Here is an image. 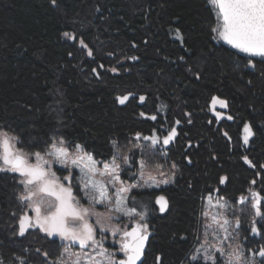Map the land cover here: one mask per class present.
Returning a JSON list of instances; mask_svg holds the SVG:
<instances>
[{
    "label": "trees",
    "instance_id": "trees-1",
    "mask_svg": "<svg viewBox=\"0 0 264 264\" xmlns=\"http://www.w3.org/2000/svg\"><path fill=\"white\" fill-rule=\"evenodd\" d=\"M215 24L207 0H56L55 5L51 0H0V129L19 138L17 148L44 152L53 137H63L69 149L71 142L81 144L96 161L108 162L114 154L132 151L137 133L158 134V121L165 120L167 128L182 125L175 161L183 176L177 188L163 191L170 200L167 213L160 214L155 204L158 189L130 194L153 199L144 264H157V256L161 264H209L203 255L193 259L204 231L201 196L216 188L235 207L239 190L251 179L264 191V62L253 61V67L213 39ZM80 39L92 56L79 48ZM113 66L118 73L107 71ZM128 92L135 97L119 104L116 97ZM213 96L227 101V116L234 119L213 114ZM246 121L255 132L248 150L240 142ZM243 156L257 166L259 177ZM222 175L228 178L225 186L219 183ZM21 179L0 172V264H20V258L25 264H52L65 252L57 236L46 239L35 228L16 234L25 207L18 200L24 192ZM78 180L72 186L79 197ZM250 228L251 222L241 224L233 236L245 258L264 264L249 251L264 246V235L250 237ZM44 251L50 253L47 261Z\"/></svg>",
    "mask_w": 264,
    "mask_h": 264
},
{
    "label": "snow or ice",
    "instance_id": "snow-or-ice-1",
    "mask_svg": "<svg viewBox=\"0 0 264 264\" xmlns=\"http://www.w3.org/2000/svg\"><path fill=\"white\" fill-rule=\"evenodd\" d=\"M56 4V0H51ZM216 14V24L211 27L210 31L215 35L213 39L226 41L232 48L240 52L250 54V57H264V0H207ZM179 35V29L176 30ZM63 35L69 39H77L74 33L64 32ZM83 48L88 49V55H93L92 50L80 39ZM135 60L137 57H131ZM249 65L255 67L252 59H248ZM102 67V65H101ZM96 72V69L92 70ZM112 71H116L115 68ZM98 75V73H97ZM135 93L128 92L125 95L116 97L119 104L124 105L134 98ZM146 97L141 95L139 100L145 101ZM219 104L227 108L226 100L216 96L211 98L213 108ZM190 116L191 114H186ZM217 118H221L220 112L215 113ZM140 116L151 120H156V115L148 116L141 112ZM232 120L234 117L227 116ZM191 123V120H188ZM180 124L179 120L175 125ZM243 141L247 144L255 133L250 121L243 123ZM178 135L176 127L173 125L167 134L163 137L156 135L142 136L136 134L137 139L149 141L151 147L142 153L139 161L131 160V164H138V175H133L137 182L124 186L121 179V163L117 162V155L112 156L111 163H104L101 171L91 154L84 152L83 145L71 142L77 152L83 153L72 157L69 146L70 142L63 137H53L51 143L47 145L44 152L36 151L34 153L25 152L15 146L18 137L7 131L0 129V171H10L19 174L22 178L20 183L24 186V192L18 196V200L25 207L17 221V235L23 236L30 228L38 229L45 234V238L58 236L61 240L68 241L72 245H79L83 249H92L95 255L90 253L71 254L76 256L73 264H80L81 255H83L85 264H144L145 250L150 232V225L147 223V205L144 211H137L136 206L128 207L129 196L133 189L142 188H161V185L174 183L175 172L166 173L164 165L155 163L157 155H166L156 149V145L162 142L163 145H169ZM224 135L227 137L228 133ZM114 148L116 141H113ZM137 147H140L137 145ZM124 165L130 164L129 156L120 157ZM244 162L252 167L255 165L247 156L241 158ZM34 160V162H33ZM59 164L62 172L67 175L58 176L57 171L53 170V163ZM155 164L153 170H148L149 166ZM175 164L172 165L174 169ZM264 169V165L260 166ZM72 168H78L81 176L79 182L83 183V188L77 186V191H83V197L74 194L72 182L77 177L72 173ZM99 173L101 176H108L107 181L96 180L94 174ZM227 177H221L220 184L227 181ZM255 184L256 181L251 182ZM112 185L114 190L109 188ZM119 185V186H117ZM218 191V189H217ZM251 210L253 219L251 220L250 231L254 235H264V196L260 192L251 193ZM87 198L88 206L85 207L81 200ZM155 204L159 206L160 212H165L168 208V200L164 195L153 197ZM133 202L137 201L136 196H131ZM211 201V195L208 197ZM241 204L249 203V197L241 196ZM219 208H226V205L219 204ZM29 213H34L30 215ZM13 215H16L13 213ZM203 216H208V212H203ZM128 218L129 223L121 227L120 223H113L114 220L121 221ZM138 217V219H137ZM259 218V219H257ZM211 221L216 224L217 228L211 233L213 239H218L217 244L209 240L208 228L205 226L204 240L201 244L204 256L203 259L209 264H219L218 255L225 256V264H255L254 259L245 258L244 250L238 243H229L234 241L233 232L239 230L243 223L240 216L233 213L230 221L225 216L222 221L217 215H212ZM231 229V230H230ZM106 231H110L113 236L119 235V247L117 250L109 253L104 248V239H98V234L103 237ZM223 236H220V233ZM201 249H197L199 252ZM40 252V249L36 250ZM67 247L65 252H67ZM252 256L258 255L264 258V246L259 249H250ZM65 252H61L52 264H66L63 259ZM50 253L44 251L42 256L48 260ZM99 257L100 259H97ZM197 259L196 256L193 257ZM157 264H161V257H156ZM20 264H25L23 258H20Z\"/></svg>",
    "mask_w": 264,
    "mask_h": 264
},
{
    "label": "rangeland",
    "instance_id": "rangeland-1",
    "mask_svg": "<svg viewBox=\"0 0 264 264\" xmlns=\"http://www.w3.org/2000/svg\"><path fill=\"white\" fill-rule=\"evenodd\" d=\"M79 48L80 49H83V50H85L86 52H87V54H88V49H86V48H83L82 46H81V44H80V41H79ZM89 56V55H88ZM92 56V55H91ZM119 65V64H118ZM117 67L118 66H113V68H115L116 69V71H112V69L113 68H108V70L107 71H109V72H111V73H118L119 72V70L117 69ZM216 112H219V111H214L213 112V114L215 115V113ZM216 116V115H215ZM226 116H223L222 118H225ZM227 118V117H226ZM170 129V128H169ZM135 139H134V141L130 144V145H132V147H133V150L132 151H129V152H127V153H124V154H122L121 156L120 155H118L117 157L118 158H120V157H122V156H129V158H130V164L129 165H124L123 163H122V161H121V159H119L117 162L118 163H121V172H120V174H125V178L124 179H122L123 181H124V186H127L128 184H132V183H136L137 181L135 180V179H133V175H138V164H131V160H136V161H139L141 158H146V157H142V153L143 152H145L146 150H147V148H150L151 147V145H150V142L149 141H145V140H143L142 138L141 139H137L136 138V136L134 137ZM137 145H139L140 147H137ZM15 146H17V142H16V144H15ZM156 149H157V147H156ZM70 150V153H71V155H72V157L73 158H75L77 155H82L83 153H79V152H77V150L75 149V148H72V149H69ZM158 150V149H157ZM85 152V151H84ZM158 156V155H157ZM156 156V157H157ZM111 160L112 159H110L108 162H99V161H97L98 162V164H97V167L102 171L103 170V164L104 163H111ZM33 162H34V160H33ZM158 163H159V161H158ZM160 164V163H159ZM127 167H129L130 169H127V174L126 173H124V169L125 168H127ZM61 168V166L59 165V164H56L55 162L53 163V170H57V169H60ZM165 168V167H164ZM148 170H153V169H151V168H149ZM71 171H72V173L77 177V180L79 179V177L81 176V173H80V170L78 169V168H72L71 169ZM0 172H8V173H13V172H10V171H0ZM166 173H171V171L169 170V169H167L166 171H165ZM68 173L67 172H65V175H67ZM17 175H19V174H17ZM58 175V174H57ZM58 176H60V175H58ZM20 177V176H19ZM93 178L94 179H96V180H104V181H107L108 179H109V177L108 176H101V175H99V173H97V174H94V176H93ZM79 181V180H78ZM171 184V183H170ZM117 186H119V185H117ZM166 185H161V188H159V189H162L163 187H165ZM83 188V183L82 182H80V189H82ZM109 188L110 189H112V190H114V188H113V186L112 185H109ZM250 188H252V186H250ZM153 189H157V188H142V189H133L132 190V192H134V191H146V190H148V191H151V190H153ZM74 190V189H73ZM131 192V193H132ZM75 193V192H74ZM131 193H128L127 195L129 196V201H128V207H132V206H136V208L137 209H140V210H142V211H144L145 210V208H144V206L145 205H147V212H148V210H149V207H150V198H148V197H146V196H144V197H141V198H137V201L136 202H133L132 200H131V198H130V194ZM79 197H83V191H79ZM153 200V199H152ZM151 200V201H152ZM81 203L85 206V207H87L88 206V200H87V198H83L82 200H81ZM219 204H224V205H226V208H219V207H217V205H219ZM204 206V205H203ZM158 207V206H157ZM205 211L206 212H208V216H204V219H203V229H204V231H203V238H202V240H201V242H200V245L198 246V248L197 249H201V244L203 243V240H204V232H205V226L206 225H210V227L208 228V232H209V240L211 241V243H213V244H217L218 243V239H213V237H212V235H211V233H212V231L214 230V229H216L217 228V226H216V224H213L212 223V221H211V217H212V215H217L218 216V219H221V221H222V219L225 217V216H230L232 213H233V211H235V209H233L232 207H231V205H230V203H228V202H222V201H220V199H218V198H212L211 199V201L210 202H206V204H205ZM159 210V209H158ZM245 211H246V209H244ZM204 211V212H205ZM250 212H251V214H250V217H251V219L253 218V215H252V210L250 209ZM30 215H33V213H29ZM147 217H148V214H147ZM137 219H138V217H137ZM147 219V221H148V218H146ZM257 219H259V218H257ZM113 223L115 224V223H120L121 224V227H123V225L124 224H127V223H129V220H128V218H123L121 221H116V220H114L113 221ZM241 228V227H240ZM239 228V229H240ZM30 229H33V228H30ZM231 230V229H230ZM239 230H237V232H238ZM220 236H223V233L221 232L220 233ZM97 238L98 239H101V238H103L104 239V248L105 249H107V251L109 252V253H111V252H113V251H115V250H117L118 249V247H119V243H118V241H119V239H120V237H119V235H116V236H113L112 234H111V232L110 231H106L105 232V234H104V236L103 237H101L99 234H98V236H97ZM58 239L61 241V243H63V245H65V248L67 247V249H68V251L67 252H65V258H64V260L66 261V264H73V261L76 259V256L75 255H72L71 257L69 256V253H71V254H78V253H90V254H92V255H95V252L92 250V249H81L80 247H79V245H72V244H70V242H68V241H64V240H61L59 237H58ZM235 241V243H237L238 241L237 240H234ZM234 241H232V242H234ZM231 241H229V243H232ZM197 249L195 250V253L193 254L194 256H196V257H199V256H204V252H203V249H201L199 252H197ZM193 255H192V257H193ZM218 255V260H220L221 258H222V260H224L225 261V256L223 255V254H217ZM254 258V257H253ZM97 259H100L99 257H97ZM255 259V258H254ZM80 264H85V261H84V258H83V255H81V258H80Z\"/></svg>",
    "mask_w": 264,
    "mask_h": 264
},
{
    "label": "flooded vegetation",
    "instance_id": "flooded-vegetation-1",
    "mask_svg": "<svg viewBox=\"0 0 264 264\" xmlns=\"http://www.w3.org/2000/svg\"><path fill=\"white\" fill-rule=\"evenodd\" d=\"M216 110L219 111L222 114V117L223 116H227L226 108L221 107L219 104H217L215 106V108H213V106H212V112H214ZM164 121L165 120H163L162 122L158 121V135L161 136V137L166 135L167 134V130H169V128H167L164 125ZM181 126L182 125H180L179 128H177L178 135L174 139L175 141L173 140L169 145H163L162 142L160 144L156 145V147L158 146V152L167 153L166 155H158L159 163L163 164L164 167H165L164 171L169 169L171 172H175L174 183L167 184L162 189H158V195H164L168 200H169L168 194H164L163 191L165 189H168V188L172 189V190L174 188H177L179 180L183 176L182 168L179 167L178 163L175 161V160L178 159V158H176L177 157L176 156L177 151H179L182 148V145L179 144V141H181V139H182V138H179V129H180ZM221 126H222V128H224L222 123H221ZM242 130H243V128L240 130V136H241V141L240 142H241V145L243 146V148L245 150H248L250 148V142L252 141L254 136L252 138H250V140H249V142L247 144H245L244 141H243V131ZM253 131H254V129H253ZM229 140H231V139L229 138ZM231 143H232V140H231ZM231 147L234 148L233 145ZM244 163L246 164V166L250 170L255 172V175H253V176L259 177V173L257 172L258 168H256L257 167L256 165H255V167H252L249 164H247L246 162H244ZM173 164L176 165V167L174 169L172 168ZM127 169H130V168L127 167V168L124 169V171H126ZM222 177H224V175H222ZM253 180H255V179H251L250 182L247 185H245V189L243 190V192L241 191L242 189L239 190V192H241V193L238 194V196L236 198L237 204H235V207L233 205L232 200L228 198L229 201H230L231 207L235 209V211H233V213H235V215H237V216H240V218L242 219V221H243L242 225L245 224V223H250L251 220L253 219V218L251 219V217H250V214H251V212H250V209H251L250 201L252 199L251 193L252 192H260L261 195L264 196V191L260 190V188H259L258 180L257 181L255 180L256 183L252 184L251 182ZM224 186H225V183H224ZM250 186H252V188H250ZM206 192L207 193L203 194V196H201V199L199 200V202H200L199 219H200L201 223H203V219H204V216H201V214L205 211V207L204 206H205L206 202L207 203L209 202V200H208L209 195H211V199L212 198H218L222 202H226L225 200L227 198V197H224L223 195H221L220 191H217L216 188L212 189V192L211 191H206ZM241 196L249 197V203L241 204L239 202V198ZM169 204H170V200H169ZM244 209H246V211ZM233 213L230 216H227L230 221L233 218ZM158 214H159V211H158ZM33 215H34V213H33ZM254 236L255 235L252 234L250 237H254Z\"/></svg>",
    "mask_w": 264,
    "mask_h": 264
},
{
    "label": "water",
    "instance_id": "water-1",
    "mask_svg": "<svg viewBox=\"0 0 264 264\" xmlns=\"http://www.w3.org/2000/svg\"><path fill=\"white\" fill-rule=\"evenodd\" d=\"M210 7H211V9H212L214 15L216 16L214 8H212V6H210ZM218 41H219L224 47H226V48L229 49L231 52L235 53L236 55H238V56H240V57H243V58H245V59H247V60H248L249 58H251L252 61H263V62H264V57H260V56L250 57V54L243 53V52H240V51L237 50V49L232 48V46L229 45L226 41L219 40V39H218ZM165 212H166V211H165ZM165 212H163V213H165ZM148 246H149V239H148V242H147V246H146L145 254H146V252H147ZM143 259H144V258H143Z\"/></svg>",
    "mask_w": 264,
    "mask_h": 264
},
{
    "label": "bare ground",
    "instance_id": "bare-ground-1",
    "mask_svg": "<svg viewBox=\"0 0 264 264\" xmlns=\"http://www.w3.org/2000/svg\"><path fill=\"white\" fill-rule=\"evenodd\" d=\"M175 141V140H174ZM19 176V175H18ZM168 200V199H167ZM158 206V205H157ZM158 208H159V206H158ZM168 209H169V203H168V208H167V210H166V212L165 213H162V212H160V214H166L167 213V211H168ZM150 239H151V236H149V244H150ZM149 247V246H148ZM148 250V249H147ZM147 253V252H146ZM145 257H146V254H145ZM145 257H144V260H145Z\"/></svg>",
    "mask_w": 264,
    "mask_h": 264
}]
</instances>
